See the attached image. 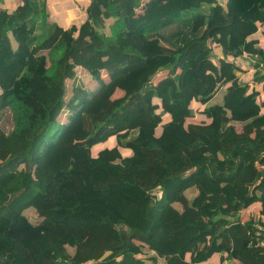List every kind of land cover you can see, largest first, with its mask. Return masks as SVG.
<instances>
[{"label": "trees", "instance_id": "1", "mask_svg": "<svg viewBox=\"0 0 264 264\" xmlns=\"http://www.w3.org/2000/svg\"><path fill=\"white\" fill-rule=\"evenodd\" d=\"M86 11L0 10V264H264V0Z\"/></svg>", "mask_w": 264, "mask_h": 264}, {"label": "crops", "instance_id": "2", "mask_svg": "<svg viewBox=\"0 0 264 264\" xmlns=\"http://www.w3.org/2000/svg\"><path fill=\"white\" fill-rule=\"evenodd\" d=\"M46 8L49 23H59L66 26L81 24L88 16L86 7L92 0H36ZM223 4L227 0H220ZM23 0H0V10H15ZM264 42V41H263ZM262 42V43H263ZM247 57V56H246ZM245 58V57H243Z\"/></svg>", "mask_w": 264, "mask_h": 264}, {"label": "rangeland", "instance_id": "3", "mask_svg": "<svg viewBox=\"0 0 264 264\" xmlns=\"http://www.w3.org/2000/svg\"><path fill=\"white\" fill-rule=\"evenodd\" d=\"M262 47L264 48V42L262 43ZM215 52L216 54L220 56H224V53L220 47L215 48ZM256 60L257 58H249V57L239 58L238 59L239 65L246 71H239L238 74L242 81L248 82L251 86H256L261 89L263 87L262 82L260 83L254 79V74H255L254 61ZM163 96H164L163 99H166L165 94H163ZM98 102L101 105L104 104L105 97L103 95H99ZM185 112L190 115L189 122H188L190 125L193 123L201 122L202 118L197 115L198 114L197 110H186ZM176 113L177 112H175L174 114L176 115ZM211 172H212V169H211ZM261 208H262L261 204L251 206L250 208L251 214H253V216L257 215L258 217H260L262 215V213L260 212ZM259 219L260 220L256 224L257 230L253 232L256 235H260L264 233V215L260 217ZM153 243L156 244L157 241H154ZM260 243H262V244H259L262 248L264 246V239L260 240ZM215 250L216 252L214 253V255L211 257V259L208 262H210L211 264H221V257L225 255V250L219 247H216ZM238 256H239L238 252L237 254L233 255V257L236 259L238 258ZM225 264H233V260L232 261L226 260Z\"/></svg>", "mask_w": 264, "mask_h": 264}, {"label": "built area", "instance_id": "4", "mask_svg": "<svg viewBox=\"0 0 264 264\" xmlns=\"http://www.w3.org/2000/svg\"><path fill=\"white\" fill-rule=\"evenodd\" d=\"M262 74H264V69L262 71ZM262 101L264 102V95L262 96Z\"/></svg>", "mask_w": 264, "mask_h": 264}]
</instances>
